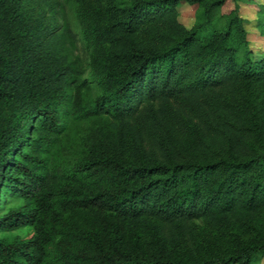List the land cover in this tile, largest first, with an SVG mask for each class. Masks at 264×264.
Wrapping results in <instances>:
<instances>
[{
  "label": "trees",
  "instance_id": "trees-1",
  "mask_svg": "<svg viewBox=\"0 0 264 264\" xmlns=\"http://www.w3.org/2000/svg\"><path fill=\"white\" fill-rule=\"evenodd\" d=\"M243 5L264 39L254 0H0V264L264 258V53Z\"/></svg>",
  "mask_w": 264,
  "mask_h": 264
},
{
  "label": "rangeland",
  "instance_id": "rangeland-1",
  "mask_svg": "<svg viewBox=\"0 0 264 264\" xmlns=\"http://www.w3.org/2000/svg\"><path fill=\"white\" fill-rule=\"evenodd\" d=\"M255 3L264 5V0H254ZM179 12V22L185 26L186 29H190L194 24V15L192 14L191 8L186 4H180L178 6ZM240 15L244 19H247L249 25H246V30L248 31V40L250 44V48L253 51L254 57H259L264 53V39L259 38L257 36L256 31L253 29V21L256 19L255 10L248 6H241ZM67 21L70 24L73 33L76 35L77 42L72 45L70 48L72 58L74 59H82V50L83 45L81 41L80 31L76 23L73 21L71 14L68 13ZM56 23L61 25L60 18L56 19ZM27 230H21L19 232L20 235H25Z\"/></svg>",
  "mask_w": 264,
  "mask_h": 264
},
{
  "label": "crops",
  "instance_id": "crops-1",
  "mask_svg": "<svg viewBox=\"0 0 264 264\" xmlns=\"http://www.w3.org/2000/svg\"><path fill=\"white\" fill-rule=\"evenodd\" d=\"M257 264H264V258Z\"/></svg>",
  "mask_w": 264,
  "mask_h": 264
}]
</instances>
